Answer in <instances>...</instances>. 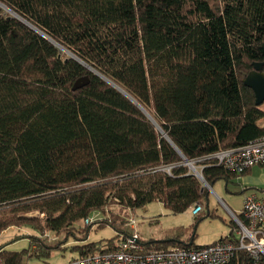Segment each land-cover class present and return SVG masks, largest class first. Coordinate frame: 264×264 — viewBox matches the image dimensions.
<instances>
[{"label":"trees","instance_id":"16d2710c","mask_svg":"<svg viewBox=\"0 0 264 264\" xmlns=\"http://www.w3.org/2000/svg\"><path fill=\"white\" fill-rule=\"evenodd\" d=\"M0 3L153 119L0 4V235L13 226L65 232L83 241L72 247L78 256L105 252L135 233L111 205L157 201L176 214L208 199L184 157L203 166L211 186L249 171L210 165L209 156L264 136V103L243 84L264 62V0ZM81 78L88 83L75 87ZM95 211L103 218L78 228ZM93 224L118 233L105 246L85 243ZM142 242L154 250L196 246L177 236ZM5 248L0 264H22V252ZM224 264L264 260L237 250Z\"/></svg>","mask_w":264,"mask_h":264},{"label":"rangeland","instance_id":"374dc122","mask_svg":"<svg viewBox=\"0 0 264 264\" xmlns=\"http://www.w3.org/2000/svg\"><path fill=\"white\" fill-rule=\"evenodd\" d=\"M197 166L201 168L199 164ZM258 173V179H254L250 184L243 180L233 179L227 189L224 180L217 181L212 188L207 186L208 199L205 195L200 202L203 211L197 215L192 214V208L175 214L163 203L157 201L135 210L124 208L120 210L118 205H111L112 208H110L121 217L123 215L124 218L133 217L136 220V228L130 231L137 233L145 242L155 239H171L177 236L182 241L193 242L194 245H208L235 233V223L231 212L240 214L244 195L264 192V187L261 186L263 184L258 182L261 171L256 172ZM95 213L98 211L93 212ZM209 213L212 214L209 216ZM37 214L39 213H34V215ZM105 215H109V209ZM101 216L103 218L104 214L101 213ZM86 225L84 220L77 222L78 228ZM127 229L129 230L128 227ZM117 233L110 224L104 226L93 224L89 227L87 239L84 241L105 246V243L115 238ZM27 234L42 237L43 240L33 242ZM82 235L78 232V239ZM82 242L81 240L76 241V238L72 235L68 236L65 232L47 231L41 235L27 226L20 228L13 226L0 235V245L6 244L5 249L23 253L22 264H63L73 256H78L79 251L72 247ZM166 246L169 247V245Z\"/></svg>","mask_w":264,"mask_h":264},{"label":"built area","instance_id":"2783aa9c","mask_svg":"<svg viewBox=\"0 0 264 264\" xmlns=\"http://www.w3.org/2000/svg\"><path fill=\"white\" fill-rule=\"evenodd\" d=\"M190 161V170L202 173L203 166L198 168L195 164L198 161ZM209 161L210 165L223 166L237 174L255 165H264V136L239 148L218 150L209 156ZM161 168L171 173L170 166ZM201 211L203 206L200 203L192 207L193 215ZM231 214L236 230L226 240L220 239L208 245L154 250L147 249L139 235L134 233L116 242L108 251L77 256L63 264H224L235 256L237 250H244L256 262L264 260V197L256 193L246 194L240 214ZM100 218L101 212L98 211L85 218L84 223L89 225ZM128 224L136 228L133 217L128 219Z\"/></svg>","mask_w":264,"mask_h":264},{"label":"water","instance_id":"95a60500","mask_svg":"<svg viewBox=\"0 0 264 264\" xmlns=\"http://www.w3.org/2000/svg\"><path fill=\"white\" fill-rule=\"evenodd\" d=\"M4 8H6L11 14L12 16L20 19L21 21H23L24 23H26L28 26H30L32 29H34L36 32H38L39 34H41L43 37H45L46 39H48L49 41H51L52 43L56 44L59 48H62L63 51H65L67 54H69L70 57L78 60L79 62H81L82 64H85V62H83L81 59H79L77 56H75L73 53H71L70 51H68L67 49H65L64 47L60 46L55 40H53L51 37H49L48 35H46L45 33H43L42 31H40L38 28H36L34 25L30 24L29 22H27L26 20H24L22 17H20L18 14H16L14 11L8 9L6 6H4L2 3H0ZM90 70H92L93 72H95L96 74H98L100 77H102L104 80H106L109 84H111L112 86H114L116 89H118L120 92H122L124 95H126L129 99H131L135 104H137L144 112L147 116L150 117V119L153 121L152 117L150 116V114H148V112L131 96L129 95L124 89H122L120 86H118L117 84L113 83L112 81H110L108 78L104 77L102 74H100L98 71L94 70L93 68H91L90 66H88L87 64H85ZM86 83H88V79L87 78H81L79 79L76 84L75 87H80L85 85ZM243 84L249 88H251L255 94V103L256 105H261L264 103V62H255L254 63V69L253 71H251L244 79H243ZM156 124V123H155ZM159 128V127H158ZM160 132L166 137V134L161 130V128H159ZM184 162L187 166H189V168H192V165L190 164V160L184 157ZM192 173L194 175H196L203 183V189L207 188V186L209 188H212V186H210L208 184V182L205 181V179L202 176V173L200 172H196L195 170L192 171Z\"/></svg>","mask_w":264,"mask_h":264},{"label":"crops","instance_id":"0c3cea01","mask_svg":"<svg viewBox=\"0 0 264 264\" xmlns=\"http://www.w3.org/2000/svg\"><path fill=\"white\" fill-rule=\"evenodd\" d=\"M259 171H261V174H260L261 177L258 180V182L261 183V184H263L261 186L264 187V166L263 165H255V166H253L252 168L249 169V171L246 174L235 178V180L236 181H242L243 180L246 183L250 184V182H252L254 179H258V176L257 175H259V173L256 174V172H259ZM257 183H253V184H257ZM225 186H226V189H227V187L229 186V184L226 183ZM256 195L259 196V197H264V192H262V193H256ZM196 246H198V245H196Z\"/></svg>","mask_w":264,"mask_h":264}]
</instances>
